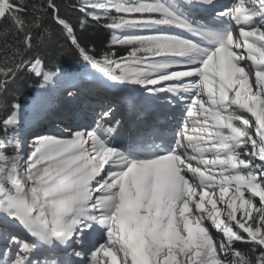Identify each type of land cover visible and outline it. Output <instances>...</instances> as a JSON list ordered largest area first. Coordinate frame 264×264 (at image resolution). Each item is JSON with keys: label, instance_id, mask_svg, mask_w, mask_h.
Here are the masks:
<instances>
[{"label": "snow or ice", "instance_id": "1", "mask_svg": "<svg viewBox=\"0 0 264 264\" xmlns=\"http://www.w3.org/2000/svg\"><path fill=\"white\" fill-rule=\"evenodd\" d=\"M69 9L131 48L118 60L83 44L56 0H0V264H264V0ZM50 27L107 87L138 85L144 99L182 108L174 131L153 124L117 144L123 113L111 103L90 130L66 126L69 138L27 128V83L45 93L78 74L45 59Z\"/></svg>", "mask_w": 264, "mask_h": 264}, {"label": "bare ground", "instance_id": "2", "mask_svg": "<svg viewBox=\"0 0 264 264\" xmlns=\"http://www.w3.org/2000/svg\"><path fill=\"white\" fill-rule=\"evenodd\" d=\"M131 2H135L131 0ZM147 2V0H146ZM217 7L222 8L226 4L229 3V0H216ZM134 16H148V15H156V14H133ZM201 16L205 20L209 19V14L206 12H198L195 14V18H201ZM159 31H165L170 34L175 35H183L185 37L195 39V37H190L188 33L184 32L182 29H178L171 26H162ZM133 33H141V32H124V35H130ZM142 33H149V32H142ZM152 34H156L155 32H150ZM135 35V34H134ZM250 63V62H249ZM68 81V80H67ZM254 81V76H253ZM75 81H68L64 82L60 85L61 89H59L55 93H50L44 97L41 93L42 98L38 101H35V106L31 107L32 112H35L31 115L25 114V120L27 123V128L34 129L36 131H41L44 129L51 130L53 134L57 135V131H61L60 129L56 128L55 123L63 122L64 124L68 125L70 128H76L79 120L85 119L82 116V109L83 107L88 108L92 115H96V111L105 107V103L108 102L109 96L106 95V87L107 85H101L99 88L95 87L92 89L90 84L88 83H81L82 92L78 97L71 96L69 99L66 96V91L70 90L71 84ZM57 81L54 83L56 84ZM128 85V84H126ZM130 87L125 86L132 94V98H136L140 100L141 103L136 106L127 105L126 109H121L120 107L116 106L117 108L116 117L117 119L121 118V113H123L122 119V126L118 129V135L115 139V143L121 144L123 143L130 133H135V131H144L145 129L151 130V126L155 124L156 126L163 125L171 134L174 131V127L172 122L170 121L169 117H173L171 113L180 114L181 110H174L171 106H166L164 101L161 100H147L144 97H147L149 94L144 92L143 88L138 85L129 84ZM52 87V86H51ZM88 88V90L86 89ZM96 89H99L98 96H94ZM53 98H58L55 102H53ZM106 101V102H105ZM246 117L250 119V122L254 124V119L250 118L249 114H244ZM87 122V121H85ZM76 130H79L76 128ZM64 133V132H63ZM58 137L69 138L65 135H57ZM231 195V193H230ZM223 207V205H220ZM213 236H218L219 234L215 232V230L211 229Z\"/></svg>", "mask_w": 264, "mask_h": 264}, {"label": "trees", "instance_id": "3", "mask_svg": "<svg viewBox=\"0 0 264 264\" xmlns=\"http://www.w3.org/2000/svg\"><path fill=\"white\" fill-rule=\"evenodd\" d=\"M39 2V0H37ZM61 5V15L65 16L70 20L71 23L76 25V35L80 38L81 42L87 46L95 47L96 51L99 52H112L115 54L116 59L121 57H127L128 52L131 48L130 45H111L110 37L113 34V30L107 29L103 26V21L97 23L90 18L83 15L81 12L74 9L66 10V6L77 3L78 0H56ZM116 15L115 13H112ZM85 20L86 24L81 29L80 21ZM64 44V48H60V45ZM45 59L49 63H61L68 71L78 74L90 67L86 66L75 53L74 50L67 47L65 35L62 31L50 27L49 37V50ZM36 85L29 81L23 89V96L21 101H25L28 96L32 95ZM250 195L247 193V196ZM254 201L258 204V198H254ZM238 230V229H237ZM239 231V230H238ZM235 247L241 251H246L247 245L241 242H236Z\"/></svg>", "mask_w": 264, "mask_h": 264}, {"label": "rangeland", "instance_id": "4", "mask_svg": "<svg viewBox=\"0 0 264 264\" xmlns=\"http://www.w3.org/2000/svg\"><path fill=\"white\" fill-rule=\"evenodd\" d=\"M83 14V13H82ZM116 14V13H115ZM84 15V14H83ZM114 31V30H113ZM151 35L152 33H133V34H130V35ZM97 77H99V79H97ZM106 77H104L103 76V74L102 73H99L97 70H94V69H91V68H89L87 71H84L81 75H79L78 77L77 76H75V77H72V78H63V79H59V80H57V83L56 84H54L52 87H51V90L50 91H48V92H45V93H42V95L44 96V97H46L48 94H49V92L51 93H55V92H57L58 91V89H59V86L61 85V84H63L64 82H70V81H75V82H72V83H76V82H81V83H94V82H96L97 80V82H101V83H103V80L102 79H105ZM68 80V81H67ZM72 83H67V84H72ZM42 98V96H41V92L38 90L37 91V94H36V96H35V98L34 99H29L27 102H26V107H25V112H26V114H28V113H30V109H31V107H33V106H35V104H34V102L35 101H38V100H40ZM27 110V111H26ZM238 217H239V213H238Z\"/></svg>", "mask_w": 264, "mask_h": 264}]
</instances>
